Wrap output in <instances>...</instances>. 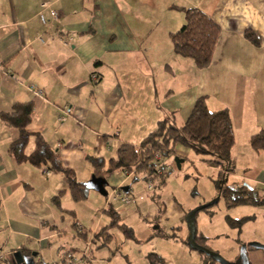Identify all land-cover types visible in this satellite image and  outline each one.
Segmentation results:
<instances>
[{"label":"crops","instance_id":"obj_1","mask_svg":"<svg viewBox=\"0 0 264 264\" xmlns=\"http://www.w3.org/2000/svg\"><path fill=\"white\" fill-rule=\"evenodd\" d=\"M44 2L58 13L53 20L45 10L47 25L37 16ZM189 7L220 27L205 68L172 50L169 34L184 23L181 8ZM248 32L257 42L248 38ZM92 74L97 75L95 81ZM36 89L42 93L36 94ZM200 97L209 111L229 113L234 137L230 168L210 164L201 155L190 157L189 149L179 144L170 156L182 159L180 167L189 160L195 169L224 179L222 190L249 187L258 203L229 207L220 195L225 205L222 218L209 215L210 225L216 220L220 224L211 230L203 222L198 233L214 240L211 248L230 262L243 244L248 264H264V250L249 245H264V148L251 144L254 136L264 135V0H0V251L6 250L2 255L34 254L36 264H50L49 258L60 254L64 262V253L77 242L90 243L111 223L112 213L125 225L131 215L143 217L137 206L140 199L152 206L147 214L156 215L153 220L157 215L160 219L180 214L182 205L163 190L155 192L154 182L144 187L142 182L133 183L139 173L108 170L121 145L139 146L159 122L181 127ZM25 103L32 104V112L24 127V155L34 151L40 136L79 183L95 174L91 159L103 160L97 170L105 176L108 193L127 186L132 201L123 204L93 189L75 201L64 173L49 163L16 160L11 146L19 140L20 129L1 115L13 114L16 104ZM157 177L159 185L166 183L167 176ZM90 199L100 205L93 209L92 218L98 213L91 236L84 227L81 235L72 233L79 224L76 211ZM235 219L243 222L231 225ZM224 237L228 244L222 247L218 241ZM98 249L90 243L89 257L77 264H93L90 258Z\"/></svg>","mask_w":264,"mask_h":264},{"label":"trees","instance_id":"obj_2","mask_svg":"<svg viewBox=\"0 0 264 264\" xmlns=\"http://www.w3.org/2000/svg\"><path fill=\"white\" fill-rule=\"evenodd\" d=\"M181 9L184 14V23L179 29L169 34L172 50L177 55L191 58L198 68H205L211 61L220 27L213 19L197 8ZM247 36L252 41L257 42L252 33L248 32ZM31 112L32 104L25 103L16 104L13 114L5 113L1 115L5 122L20 129L19 140L11 146V151L16 160L28 161L33 165L49 163L52 169L64 173L75 201L86 198L90 190L86 183L77 182L72 176V172L61 166L56 152L51 150L40 136L36 138L34 151L29 155L23 154V148L27 140L24 127L30 120ZM233 141L232 124L228 111L226 109L209 111L205 99L200 97L196 100L191 113L181 127H177L172 122L162 121L139 146L121 145L117 151V158L111 160L110 170L108 171L121 168L123 171L139 174L144 172L151 179H154L158 176V174L153 176L157 166V162L154 160L155 154L160 153L163 158L170 156L172 155L173 146L176 144L192 149L195 153L206 157L204 159L206 162L217 167L222 166L223 169L228 170L231 163L230 149ZM251 144L255 148H264V135L254 136L251 139ZM91 163L95 168L93 176L96 178L105 177L97 170V168H102L103 160L91 159ZM108 171L106 170L104 173ZM167 175L160 174L162 177ZM221 196L229 207L243 203H258V198L247 186L224 188ZM118 221L115 213H112L111 223L103 226L94 234L91 245H94L95 248L105 247L112 240V234L109 230L114 226L118 227L126 238H134L132 228ZM242 222V219L230 220V224L236 226ZM195 240L198 244L203 245L201 241L206 240V238L196 232ZM150 255L158 258L155 253ZM200 258L205 259L204 262L208 264H217L209 256L202 255ZM8 259L12 261L11 256Z\"/></svg>","mask_w":264,"mask_h":264},{"label":"rangeland","instance_id":"obj_3","mask_svg":"<svg viewBox=\"0 0 264 264\" xmlns=\"http://www.w3.org/2000/svg\"><path fill=\"white\" fill-rule=\"evenodd\" d=\"M188 152L190 155H199L192 149H189ZM173 153L174 151H172L171 154ZM192 155L190 157H192ZM174 157L175 156L165 157L166 164L172 168V171L167 175L166 183L164 185H159L161 179L160 177H155L151 179L150 186L151 183L154 182L152 186L155 192L163 190L166 196L175 197L178 203L182 205L183 211L178 215L167 216L160 219H158L159 217L157 215V219L153 220L156 215L150 216L147 214L149 207L152 206L147 205L148 201H141L142 199L137 200V206L143 217L140 215H131L124 220V222L132 228L134 238H126L118 227H112V240L105 247L98 249V252L95 253L93 257L91 256L90 260H94L93 264H208L204 262L205 259L203 260L200 258L202 254L193 249L188 243L189 228L186 223V218L194 209L217 199V202L204 209L198 210V214L195 215L194 220L197 233L199 229L202 228L203 222L208 224V228L211 230L214 225L218 226V224H220V222L218 223L217 220L214 219L216 220L214 221L215 223L210 225L211 216L209 215L215 214V217L220 216L222 218L225 212L223 198H219L222 192L220 184L224 179H218L215 174H210L207 170L202 171L201 169H195L191 166L189 160H186L180 169H177ZM142 175L143 174H137L133 183H143L144 187L146 184L148 186V181L143 180L141 178ZM138 193L139 191L137 190L136 194L138 195ZM208 198L209 200L202 202L203 199ZM89 201L90 204H84V202L80 203L84 205L76 211L77 215L75 216V219L77 218V220H79V224L88 231V237L92 234V225L98 213L97 212L92 218L93 209L96 206L100 207L97 202H93L91 199ZM206 210L210 211L206 212ZM103 223H105V219L101 224ZM74 230L75 229L72 227V233L75 232L76 234V230ZM218 242V245L222 247L227 245V237L220 239ZM201 243L208 249L219 253L216 249L214 250L211 248V245L215 247L216 242H214V240L206 238V240L201 241ZM87 248L88 247L85 246V243L82 241L77 242L73 245L72 251L70 250L71 252L69 251L67 254L64 253V262H61L60 259H62V256H60V254L59 256H55V260L49 258L48 261L50 264L54 262L56 264H62L78 260L77 258L82 257L83 254L89 257V252L86 253ZM3 252H6V250L0 251V264H12L8 259L9 255L6 254L3 256ZM152 253L157 254L158 258L151 256L150 254ZM219 254L224 257L221 253ZM239 256L240 254L238 253L237 258L233 260L237 261ZM225 259L227 260V258Z\"/></svg>","mask_w":264,"mask_h":264},{"label":"water","instance_id":"obj_4","mask_svg":"<svg viewBox=\"0 0 264 264\" xmlns=\"http://www.w3.org/2000/svg\"><path fill=\"white\" fill-rule=\"evenodd\" d=\"M174 160H175V164H176L177 169H180V163L182 162V159L178 158V156H175ZM224 181L225 180H222L221 184H223ZM106 184H107V181L104 178H96L93 176L91 178V180L86 183V186L89 189H93V190L97 191L100 195L106 196L108 193V191L106 190V187H105ZM123 189L125 191H128L127 186H125ZM216 201H217V199L213 200L210 203H207L204 206H200V207L194 209L190 214L187 215L186 223H187L188 228H189L188 243L193 249L197 250L202 255H206V256L211 257L217 264H247V259H246V255H245L246 245L242 244V246L240 247L239 259L237 261L230 262V261L226 260L224 257H222L219 253L214 252V251L208 249L207 247L198 244L195 240L196 228H195V220H194L195 218L194 217H195L196 213L198 212V210L204 209ZM249 245L251 247L264 250L263 244H259L257 242H251ZM12 261H13L12 264H36L35 259H34V254H32L30 256H24L20 252H15L13 254Z\"/></svg>","mask_w":264,"mask_h":264},{"label":"built area","instance_id":"obj_5","mask_svg":"<svg viewBox=\"0 0 264 264\" xmlns=\"http://www.w3.org/2000/svg\"><path fill=\"white\" fill-rule=\"evenodd\" d=\"M45 10H48V13L51 17V19H57L58 18V13L51 9L48 5V3L44 2L41 4V8L37 14L39 21L43 24V25H47L49 22L48 17L46 16V14L44 13ZM97 79V75L96 74H92L91 75V80L95 81ZM33 88V86H32ZM42 91L39 89H36V94H41ZM65 119V116H61L59 118V121L62 122ZM154 160L157 162V166H156V172L153 174V176H155V174L160 175V174H169V172L172 171V168L170 166H168L165 161L163 160V156L160 153H156L154 156ZM142 179L143 180H147L149 183V187H150V182H151V177L148 176L146 173H142ZM107 197L108 199H112V200H118L123 204H127L130 203L132 201V198L130 197L128 191H125L123 188H116L111 190L109 193H107ZM75 230H76V234L77 235H81L84 232V228L78 224L75 223ZM91 243V242H90ZM90 243L88 242L86 244L87 247L90 246ZM85 257V254L82 255V257L77 258L78 260H74V261H70V262H65V264H77L83 261V258Z\"/></svg>","mask_w":264,"mask_h":264},{"label":"flooded vegetation","instance_id":"obj_6","mask_svg":"<svg viewBox=\"0 0 264 264\" xmlns=\"http://www.w3.org/2000/svg\"><path fill=\"white\" fill-rule=\"evenodd\" d=\"M13 262V261H12Z\"/></svg>","mask_w":264,"mask_h":264}]
</instances>
